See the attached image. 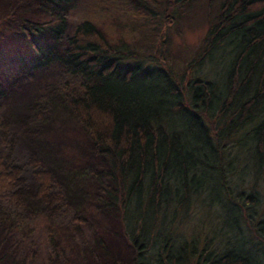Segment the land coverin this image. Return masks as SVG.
I'll list each match as a JSON object with an SVG mask.
<instances>
[{
  "label": "trees",
  "instance_id": "trees-1",
  "mask_svg": "<svg viewBox=\"0 0 264 264\" xmlns=\"http://www.w3.org/2000/svg\"><path fill=\"white\" fill-rule=\"evenodd\" d=\"M34 1L48 19L18 16L17 29L35 54L33 65L57 62L66 74L80 77L78 85L65 84L66 103L107 166L96 175V202L87 205L121 215L135 264H264L222 227H209L206 235L215 237L219 229L227 242L221 253L197 252L192 238L173 248L169 234L193 196L223 191L240 204L235 206L250 238L264 243L263 231L254 227L264 229V208L254 210L264 204V0H206V31L179 72L172 59L169 66L160 57L150 59L134 38L109 45L89 20L75 27L61 51L67 15L78 0ZM133 1L134 15L143 20L128 26L149 46L159 36L160 20L173 23L175 13L183 15L202 0ZM38 176L40 192L47 195L48 177ZM230 180L240 190L237 199ZM14 181L0 163V235H12L17 246L26 241L27 221L19 216ZM227 204L225 219L235 229L234 206ZM258 245L264 254V244ZM55 250L62 253L57 245Z\"/></svg>",
  "mask_w": 264,
  "mask_h": 264
},
{
  "label": "rangeland",
  "instance_id": "rangeland-1",
  "mask_svg": "<svg viewBox=\"0 0 264 264\" xmlns=\"http://www.w3.org/2000/svg\"><path fill=\"white\" fill-rule=\"evenodd\" d=\"M206 3L197 1L191 10L184 8L187 13H175L172 17L175 24H163L160 20L159 36L154 45L148 46L142 41L143 36L138 39L137 31L128 26L134 20H143L141 15H134L133 0H78L76 8L67 15V28L59 49L66 47L67 38L79 23L89 20L109 45L115 46L118 39L130 42L134 38L150 59L160 57L168 66L172 59L174 71L179 72L182 66L178 65L192 58L206 31ZM215 8L213 4L211 11ZM18 16L34 21L48 19L34 0H0V163L15 178L13 192L22 205L19 216L27 221L23 231L26 241L21 245H14L12 235H0V264H135L136 252L128 242L121 215L87 205L96 202L99 195L96 175L106 171L107 166L66 103L65 84L78 85L80 77L66 74L57 62L33 65L35 54L17 29ZM40 173L48 177L47 195L39 189ZM229 184L231 196L237 199L239 188H235L233 180ZM57 196L61 201L56 202ZM227 198L223 191L193 196L186 214L176 219L169 233L170 246L174 248L192 238L197 252L205 249L221 253L227 242L224 237L223 242L219 238V229L216 228L215 237L206 235L212 233L209 227H222L229 236L233 234L232 242L245 241L244 249L254 256L255 262L263 261V249L258 244L264 243L250 238L247 220L244 221L238 208L240 204ZM227 202L234 206L230 221L235 229H230L225 219ZM258 207L254 210L260 211L264 204ZM254 227L264 234L260 225ZM155 240L161 244L160 238ZM54 244L61 249L60 255ZM152 247L147 251V263ZM151 258L155 260L154 255Z\"/></svg>",
  "mask_w": 264,
  "mask_h": 264
}]
</instances>
